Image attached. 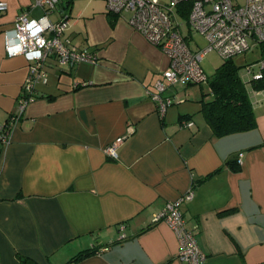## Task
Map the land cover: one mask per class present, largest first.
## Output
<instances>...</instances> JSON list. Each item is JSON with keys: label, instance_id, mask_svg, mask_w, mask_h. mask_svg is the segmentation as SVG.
Listing matches in <instances>:
<instances>
[{"label": "crops", "instance_id": "0c3cea01", "mask_svg": "<svg viewBox=\"0 0 264 264\" xmlns=\"http://www.w3.org/2000/svg\"><path fill=\"white\" fill-rule=\"evenodd\" d=\"M3 1L0 129L9 128L0 138V264H19L18 255L65 264L87 248L70 264H183L175 234L152 215L189 189L181 212L197 231L203 264H264V89L251 82L260 55L238 74L256 127L214 137L200 113L208 84L170 87L166 94L183 101L160 112L152 94L169 60L129 24V12H109L105 0H59L49 19L67 18L64 37L96 61L46 58L47 80L35 83L14 122L30 60L8 56L2 35L18 14L36 18L46 7ZM182 7L173 8L174 24L192 38ZM128 132L117 155L106 154Z\"/></svg>", "mask_w": 264, "mask_h": 264}, {"label": "built area", "instance_id": "2783aa9c", "mask_svg": "<svg viewBox=\"0 0 264 264\" xmlns=\"http://www.w3.org/2000/svg\"><path fill=\"white\" fill-rule=\"evenodd\" d=\"M59 0H36L37 5L45 6V13L29 18L26 12L16 16L12 29L3 32L4 49L8 56L26 55L29 60L28 74L22 85L17 111L11 115L14 122L26 104L34 99L36 82H46L44 70L46 58L54 55L59 64L72 66L78 61L95 62L94 54L70 45L63 33L68 19H49L48 11L54 9ZM109 12L130 13L129 24L142 33L148 42L158 46L168 57L169 65L156 82L152 94L160 112L175 101H183L176 94H166V90L176 85L208 82V77L200 64L208 52H215L222 59L243 53L264 40V0H105ZM182 2H189V29L203 36V48L192 49L186 41L179 24H174L173 8ZM6 2L0 0V15L6 9ZM261 66H264L262 62ZM249 70L251 68H248ZM261 72L255 78L261 77ZM8 126L0 129V138H8ZM132 127L128 128L131 132ZM129 136V132L115 137L104 148L106 154L116 156L117 147ZM241 154L237 161L240 162ZM193 197L187 190L178 198L168 200L153 213L152 223L163 222L175 234L178 242L177 260L183 264H203L206 254L200 248L195 228L186 226L181 206ZM124 235V234H123ZM105 249V248H104ZM103 248L95 250L104 251Z\"/></svg>", "mask_w": 264, "mask_h": 264}, {"label": "trees", "instance_id": "16d2710c", "mask_svg": "<svg viewBox=\"0 0 264 264\" xmlns=\"http://www.w3.org/2000/svg\"><path fill=\"white\" fill-rule=\"evenodd\" d=\"M183 10L181 16L188 18L190 3H180ZM180 10V8H179ZM259 59L264 62V40L257 43ZM244 65L235 63L233 57L222 60L212 75L208 76V92L202 93L200 113L212 129L214 137H221L235 132L248 131L256 127V116L245 83L242 81L239 70ZM261 77L252 79V87L264 89V66H261ZM210 95L209 98L206 96ZM230 167L237 169L236 161L227 160ZM93 248L77 252L65 264L81 259L91 254ZM19 264H37L27 256L18 255Z\"/></svg>", "mask_w": 264, "mask_h": 264}, {"label": "rangeland", "instance_id": "374dc122", "mask_svg": "<svg viewBox=\"0 0 264 264\" xmlns=\"http://www.w3.org/2000/svg\"><path fill=\"white\" fill-rule=\"evenodd\" d=\"M161 1L167 2V0ZM192 34V38L188 37L186 40L188 42L189 47L192 49H195L197 47L203 48V46L206 44V41L204 40L203 36L197 33L196 31H192ZM257 49L258 48L256 46H252L245 52L234 55L233 59L236 61V63H240L241 65H245L247 62L255 61L259 57V51ZM221 61L222 59L218 56V54L210 51L203 56L199 65H201L202 69L206 73V76L208 77L212 75L215 68L219 65V63H221ZM241 69L244 70V66ZM195 85L202 86V89L204 90L205 88H207V82L196 83Z\"/></svg>", "mask_w": 264, "mask_h": 264}]
</instances>
